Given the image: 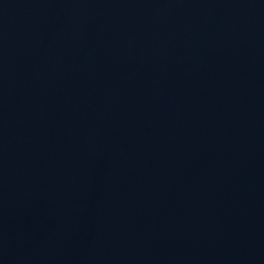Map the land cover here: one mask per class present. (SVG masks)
Returning <instances> with one entry per match:
<instances>
[{
  "label": "water",
  "instance_id": "water-1",
  "mask_svg": "<svg viewBox=\"0 0 264 264\" xmlns=\"http://www.w3.org/2000/svg\"><path fill=\"white\" fill-rule=\"evenodd\" d=\"M0 264H264V0H0Z\"/></svg>",
  "mask_w": 264,
  "mask_h": 264
}]
</instances>
